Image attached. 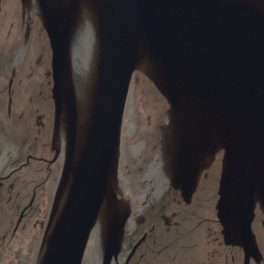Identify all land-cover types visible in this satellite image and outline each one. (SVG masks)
Listing matches in <instances>:
<instances>
[{"label": "water", "instance_id": "1", "mask_svg": "<svg viewBox=\"0 0 264 264\" xmlns=\"http://www.w3.org/2000/svg\"><path fill=\"white\" fill-rule=\"evenodd\" d=\"M20 2L49 38L52 143L63 158L35 264H83L94 229L98 264L117 256L130 215L119 162H136L122 158L123 119L137 73L168 105L159 147L169 184L187 198L222 152L217 218L227 243L256 255L252 223L257 209L264 212V0Z\"/></svg>", "mask_w": 264, "mask_h": 264}, {"label": "flooded vegetation", "instance_id": "2", "mask_svg": "<svg viewBox=\"0 0 264 264\" xmlns=\"http://www.w3.org/2000/svg\"><path fill=\"white\" fill-rule=\"evenodd\" d=\"M12 3L0 0V264H17L12 251L19 241L34 248L46 225L63 162L52 143L49 39L41 21L31 14L22 12L18 21H12ZM155 137L137 143L135 166L121 161L120 187L131 210L110 264H264L261 209L252 224L256 255L247 256L244 249L225 241L216 211L222 152L184 198L161 169ZM11 212L15 219L9 221ZM5 220L9 223L2 229ZM4 251L9 254L5 259Z\"/></svg>", "mask_w": 264, "mask_h": 264}, {"label": "rangeland", "instance_id": "3", "mask_svg": "<svg viewBox=\"0 0 264 264\" xmlns=\"http://www.w3.org/2000/svg\"><path fill=\"white\" fill-rule=\"evenodd\" d=\"M12 2L13 0H11V3ZM11 5H12L11 6L12 21H18L22 13L21 2L15 0ZM4 10H6V7L3 9V11ZM2 16H4V13ZM129 98L133 103L134 129L131 134L123 136L122 152L124 154L125 159L135 157L134 153H128V148H127L128 145L126 143L127 141L129 143H132L133 139L135 138V133H136L135 124L137 123L140 126L138 130L140 129L141 131L142 129L152 127L155 123L157 126L158 122L165 116L167 110V104L165 103L163 98L159 95V93L154 88V86L149 82V80L144 75L139 73L135 75L134 83L131 86V92ZM128 106L129 105H127V107ZM154 155L156 156L157 152L153 153V155L150 158H152ZM7 218L9 221L15 219V217L13 218L12 212L10 216L9 215L7 216ZM8 220H5V222L2 224V229L8 225L9 223ZM19 242L17 244L18 248L12 251L15 254L13 257L14 261L16 259L17 264H34V259L36 258L35 254L37 250L36 243L32 250L31 247L29 246L30 248L29 250L27 243L24 244ZM4 254H5L4 257L5 259L6 256H8L9 254L6 253L5 251ZM9 261L10 260L8 259L6 262ZM23 261H25V263ZM2 263L4 264L5 261H2ZM83 264H89V261L86 259V257H84Z\"/></svg>", "mask_w": 264, "mask_h": 264}, {"label": "bare ground", "instance_id": "4", "mask_svg": "<svg viewBox=\"0 0 264 264\" xmlns=\"http://www.w3.org/2000/svg\"><path fill=\"white\" fill-rule=\"evenodd\" d=\"M28 6V9H33L31 6ZM32 11V10H31ZM31 14V12H28ZM128 109L126 110V114H125V119H124V124H123V129H122V133L124 136L129 135L132 133L133 129H134V123H133V103L131 101V99L129 98L128 100ZM133 151H136V149H133ZM93 235L91 238V241L89 242L88 245V249H87V253H86V259L89 261V264H97L96 261V253H95V229L93 231ZM40 253V252H39ZM39 256V254H38Z\"/></svg>", "mask_w": 264, "mask_h": 264}]
</instances>
